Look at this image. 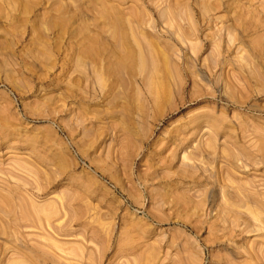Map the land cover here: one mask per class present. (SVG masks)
<instances>
[{"label": "rangeland", "instance_id": "obj_1", "mask_svg": "<svg viewBox=\"0 0 264 264\" xmlns=\"http://www.w3.org/2000/svg\"><path fill=\"white\" fill-rule=\"evenodd\" d=\"M0 264H264V0H0Z\"/></svg>", "mask_w": 264, "mask_h": 264}]
</instances>
